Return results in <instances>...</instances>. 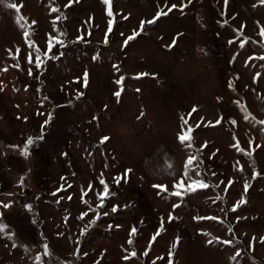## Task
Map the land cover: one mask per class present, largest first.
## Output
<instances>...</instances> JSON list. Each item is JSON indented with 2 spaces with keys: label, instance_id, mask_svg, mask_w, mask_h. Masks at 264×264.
I'll list each match as a JSON object with an SVG mask.
<instances>
[{
  "label": "rangeland",
  "instance_id": "obj_1",
  "mask_svg": "<svg viewBox=\"0 0 264 264\" xmlns=\"http://www.w3.org/2000/svg\"><path fill=\"white\" fill-rule=\"evenodd\" d=\"M12 2L22 5L19 14L0 5V225L6 226L0 264H168L170 250L172 264H264V60L258 58L264 56V3L112 0L108 17L102 0ZM161 10L168 15L122 51L141 21ZM58 30L65 33L62 48L55 45ZM50 38L59 59L36 70L28 55L34 61L36 48L46 51ZM120 76L124 91L117 103ZM49 113L43 139L23 157L24 144L41 134ZM182 116L189 120L183 128ZM189 127L192 148L178 142ZM104 135L111 141L101 150ZM189 154L202 161L192 168L208 188L180 200L153 187L176 190ZM126 169L131 172L124 176ZM254 172L260 175L252 180ZM101 179L114 194L98 209ZM242 196L246 203L232 212ZM176 203L181 206L173 211ZM223 240L232 243L216 242Z\"/></svg>",
  "mask_w": 264,
  "mask_h": 264
},
{
  "label": "snow or ice",
  "instance_id": "obj_2",
  "mask_svg": "<svg viewBox=\"0 0 264 264\" xmlns=\"http://www.w3.org/2000/svg\"><path fill=\"white\" fill-rule=\"evenodd\" d=\"M225 2V5H227L228 3V0H224ZM102 3L104 5L107 6V10H106V14L108 17H112L113 16V11H112V0H102ZM189 3H191V0H189ZM261 3H264V0H261ZM0 5H3L4 7H6L7 9H10V10H14L17 14L20 13V7H22V5L20 7L17 6V4L15 2H12V0H0ZM176 5H173L171 8L168 9V12H171L173 8H175ZM52 12H58L59 10L55 7H53L51 9ZM181 11H183V9H181ZM168 12H164L163 10L161 11H158L155 15V17L153 19H150V20H147V21H144L142 20L141 23H140V27H139V30H134L132 32L131 35H129L127 38H125L123 40V45H122V51H123V48L127 47L129 45L130 42L132 41H135L137 39V37H139L143 31H145V26L146 25H149V26H152V25H155V23L157 22V20L160 19V17L163 15V16H167L168 15ZM62 18V15L61 16H58L56 19L57 20H60ZM63 18H66V17H63ZM23 18L20 17L19 15H17V23L19 24L20 23V20H22ZM125 19H127V17H125ZM34 23V22H33ZM21 28H23V25H20ZM112 26H113V20L112 19H109L108 20V29H107V32L110 33L112 31ZM54 27H55V21H54ZM23 35L24 37L26 38V42H28V46L30 48L34 47V45L27 40V38L29 37V32L28 31H24L23 32ZM65 35V33H63L62 31H59L58 30V36L57 38H55V45L59 46V47H64L65 46V42L60 39L59 37L60 36H63ZM123 35V34H122ZM260 36L262 38H264V29H261L260 31ZM78 39H83L82 37L81 38H78ZM109 41H108V35L106 33L105 35V39H104V43L107 44ZM176 43V39L174 38L173 41H172V44L168 45L167 47L171 48L175 45ZM234 43L233 40H230L229 41V44H232ZM247 43V41L245 40L244 42L240 43V47L243 48L245 46V44ZM53 47H54V44H53V41H52V38L49 39L48 43H47V49L46 51H44L43 53L41 52V50L39 48H36L35 50V59L33 61V53H29L28 55V58H27V62L29 63V65H34V68L36 70H42L44 68V65L46 63L47 60H55V59H59V56L55 53H53ZM17 53L20 52V49L17 48L16 49ZM62 55V53H61ZM259 59L261 60H264V56H261V57H258ZM11 59L13 60H16L17 57L16 56H11ZM95 59V57H94ZM17 69L20 68V65L19 63H16L14 65ZM114 68H117V65H113ZM3 71H7V69H4ZM29 76H32L33 75V67H30L29 68V72H28ZM141 76L142 75H147V74H140ZM140 76H137V77H134V79H139ZM84 83L85 85L87 84V79H88V73L85 72L84 73ZM125 80V77L124 76H120L118 80L115 81V83L120 86L119 90L115 91L113 93V95L115 96L116 98V101L117 103L120 102V98H121V94L122 92L124 91V88H123V82ZM229 87L231 88L232 87V84L231 82H229ZM2 87H0V91H2ZM140 89H137V92H139ZM80 93L77 94V99L80 98ZM45 99H47V97H45ZM197 109L194 107L191 112L188 113V116L191 117L192 116V113L196 112ZM43 114V113H41ZM144 115L143 111L141 112V117ZM19 118V117H18ZM247 119V116L245 117ZM53 119V116L51 113L47 114V119L45 120L44 122V125H42V131H41V134L36 137V138H32V137H29L26 141V143L24 144L23 146V150L21 151V155L25 158L28 157L29 155V148L30 146H33L35 143H37L38 141L42 140L43 139V136H44V132H43V128L48 125L51 120ZM93 119H96L95 117H93ZM138 119H140V117H138ZM181 119V127L183 128V126L185 125H188L189 124V120L188 119H185L183 116L180 118ZM217 124L220 123L219 120L216 121ZM233 124H235L236 122L235 121H232ZM261 123H264V122H261ZM197 127H199V125H197ZM193 133V129L191 127H189L187 129L186 132H183V134H179L178 135V142L182 145V146H186L187 148H192L193 147V144H194V137L191 135ZM111 141V136L109 135H104L101 137V139L99 140L98 142V145L97 147L101 148V150L104 149V147L106 146V144L108 142ZM251 143V142H250ZM12 147H16V146H12ZM257 147H259V145H257ZM246 155H248L249 157H251L252 153L251 152H248L246 153ZM194 162L197 164V167L200 166V164H202V161H199L198 160V157L197 155L195 154H189V158L187 159L185 165H184V172H183V176L181 178V180L177 183H174L173 184V188L176 189L174 191H171V192H168V189L166 188V186H163V185H153V187H156V188H159L160 190V193H165L167 192V194L171 197H176L180 200H183L185 196L191 194V193H194L196 192L198 189H206L209 187V184L207 182H205L202 178V174L200 171H196L195 169L192 168V165L194 164ZM195 171V175L198 179H193L192 176H191V172ZM131 172V169H126L125 170V173H124V176H127L128 173ZM213 175H215V173H213ZM260 174L257 173V172H254L253 173V176H252V180H255L257 178V176H259ZM23 179V178H22ZM115 182L117 184V186H119L120 182H121V177H115ZM185 180L188 181L187 183V186L185 187ZM127 182V181H125ZM100 183L101 185L104 186L103 188V193H98V200H99V203L97 205V208H102L104 206V201L107 197H109L110 195H113L114 193H111L109 191V186L105 183V181L103 179L100 180ZM221 183H223V181H221ZM229 185L232 183V181H229L228 182ZM69 187H71V185H69ZM92 186L89 185V188H91ZM216 187H219V185H216ZM250 185L249 183L246 181L245 184H244V192L247 193L248 192V189H249ZM63 190V189H61ZM225 191H227V189H225ZM53 195H55V193H53ZM69 200L72 199L71 196L68 197ZM217 199H219V197H217ZM246 203V198L242 196V198L238 201V204L236 206H234L231 211L232 212H236L237 211V208L240 206V205H243ZM4 208H8L10 205L8 204H4L2 205ZM181 205L179 203H176L173 205V211H175V209L179 208ZM27 208L30 209V206H26ZM118 206H113L111 211L113 213H116L118 211ZM93 212L96 213V219H99L100 218V213L96 210V209H92ZM88 215L87 212H84L82 213L78 219L80 220H83L84 217ZM104 215H107V213L105 212ZM68 217H65V220H67ZM176 219V217H174L172 215V213L169 214L168 216V221L171 222L172 220ZM196 219H215L214 217H204V218H201V217H197ZM239 219V218H237ZM96 223V220L94 219L93 221H91V224L94 225ZM5 227L4 225H0V237H2L4 234H5ZM87 227L86 226L84 229L81 230V235L83 236L85 234V232L87 231ZM109 227L111 228V225H109ZM229 231H231V229H229ZM136 233V229L133 228L132 229V234L134 235ZM159 235V232L156 233V236ZM207 235V234H205ZM7 238L8 239H11L12 238V235L9 234L7 235ZM153 239H155V236L153 237ZM215 239V238H214ZM214 239H209L207 241V243L209 245L213 244L214 243ZM256 238L253 237V240H255ZM260 241L261 243H264V237H261L260 238ZM179 242V238H177V243ZM218 243H221V244H224V245H230L232 242L229 241V240H223V241H216ZM129 244H132V240L129 239L128 241ZM13 248L16 247V245L13 243L12 245ZM173 249L176 247V244H173ZM25 251H27V249H25ZM49 251H48V246L47 245H44V255H49ZM132 256H135V252L131 253ZM145 256L148 255V252L146 251L144 253ZM169 259H168V264H172V251L170 250L169 251ZM240 253L237 252L236 253V256H239ZM127 258V257H126ZM233 259H235V257H233ZM37 261H39V257L37 258Z\"/></svg>",
  "mask_w": 264,
  "mask_h": 264
},
{
  "label": "built area",
  "instance_id": "obj_3",
  "mask_svg": "<svg viewBox=\"0 0 264 264\" xmlns=\"http://www.w3.org/2000/svg\"><path fill=\"white\" fill-rule=\"evenodd\" d=\"M215 35H216V37H219L220 36L218 32H216ZM225 121H228V119H226Z\"/></svg>",
  "mask_w": 264,
  "mask_h": 264
},
{
  "label": "water",
  "instance_id": "obj_4",
  "mask_svg": "<svg viewBox=\"0 0 264 264\" xmlns=\"http://www.w3.org/2000/svg\"><path fill=\"white\" fill-rule=\"evenodd\" d=\"M146 26H147V28H151L153 25L152 26L146 25Z\"/></svg>",
  "mask_w": 264,
  "mask_h": 264
}]
</instances>
